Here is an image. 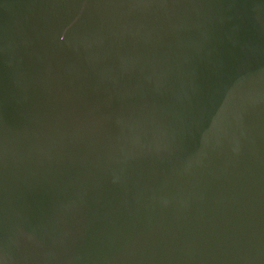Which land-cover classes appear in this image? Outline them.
<instances>
[{
  "label": "water",
  "instance_id": "1",
  "mask_svg": "<svg viewBox=\"0 0 264 264\" xmlns=\"http://www.w3.org/2000/svg\"><path fill=\"white\" fill-rule=\"evenodd\" d=\"M0 264H264V0H0Z\"/></svg>",
  "mask_w": 264,
  "mask_h": 264
}]
</instances>
